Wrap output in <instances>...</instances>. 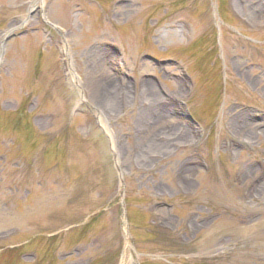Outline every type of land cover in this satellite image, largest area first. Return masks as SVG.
<instances>
[{"label": "rangeland", "instance_id": "1", "mask_svg": "<svg viewBox=\"0 0 264 264\" xmlns=\"http://www.w3.org/2000/svg\"><path fill=\"white\" fill-rule=\"evenodd\" d=\"M0 264H264V0H0Z\"/></svg>", "mask_w": 264, "mask_h": 264}, {"label": "bare ground", "instance_id": "2", "mask_svg": "<svg viewBox=\"0 0 264 264\" xmlns=\"http://www.w3.org/2000/svg\"><path fill=\"white\" fill-rule=\"evenodd\" d=\"M35 1L32 3V6H34L35 4ZM43 202V203H42ZM46 201L44 200V201H41V205H44V203H45Z\"/></svg>", "mask_w": 264, "mask_h": 264}]
</instances>
